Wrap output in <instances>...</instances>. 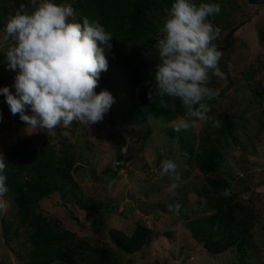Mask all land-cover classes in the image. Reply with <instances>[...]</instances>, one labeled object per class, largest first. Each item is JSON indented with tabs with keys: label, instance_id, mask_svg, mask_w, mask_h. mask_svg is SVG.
I'll use <instances>...</instances> for the list:
<instances>
[{
	"label": "rangeland",
	"instance_id": "obj_1",
	"mask_svg": "<svg viewBox=\"0 0 264 264\" xmlns=\"http://www.w3.org/2000/svg\"><path fill=\"white\" fill-rule=\"evenodd\" d=\"M74 1L52 0L71 4L76 10L75 22H82L86 16ZM150 1L148 24L158 40L170 8H158V0ZM194 2L221 6L220 13L209 19L221 30L213 43L223 53L218 67L224 78L209 73L208 87L218 89L220 95L205 101L211 109L206 123H193L186 115L167 119L140 103L130 94L116 61L101 73L95 89L97 94L102 90L110 92L115 103L101 122L90 127L73 121L68 127L61 125L52 130L27 128L18 114H10L0 95V156L4 159L8 148L18 141H25L23 151L30 146L46 147L48 143L57 152L61 143H68L73 154L71 176L81 195L96 205L94 211L80 209L73 201L52 193L31 202L27 213L30 221L21 222L13 201L4 196L7 205L0 209V264H27L24 254L32 246L30 236L38 233L42 224V235L52 242L57 240L51 234L54 231L59 236L71 234L88 245L102 246L112 264L236 262L240 256L235 244L210 254L186 225L217 210L216 204L202 194L212 177L225 178L234 193L233 204L222 211L237 215L241 209L253 215L243 262L264 264V0ZM28 3L29 0H0V87L8 86L13 92L16 73L6 69L11 41L4 38V26L21 4ZM27 11L31 12V7ZM231 28L234 30L225 39ZM182 120L187 127H181ZM213 121H219V127H213ZM41 137L43 141L37 140ZM209 151L215 168L205 171L197 159ZM165 159L177 163L182 179L175 196L168 191L169 178L159 176ZM176 203L181 205L179 215L168 211V205ZM136 227L149 232L140 248L131 253L116 248L107 238L111 228L129 235ZM60 242L65 244V240ZM79 251L84 254L88 250ZM73 259L77 264L87 261L76 256Z\"/></svg>",
	"mask_w": 264,
	"mask_h": 264
},
{
	"label": "clouds",
	"instance_id": "obj_2",
	"mask_svg": "<svg viewBox=\"0 0 264 264\" xmlns=\"http://www.w3.org/2000/svg\"><path fill=\"white\" fill-rule=\"evenodd\" d=\"M220 11L217 3L174 0L159 29L162 37L154 45L159 60L153 74L155 95L163 107L173 110L178 100L193 123L209 121L211 109L205 101L220 95L218 89L208 87L210 72L224 78L218 67L223 53L213 43L221 30L209 19ZM75 18L71 4L29 0L4 26V38L11 41L6 69L16 74L11 85L14 92L0 87V95L10 114H18L27 128L52 130L73 121L90 127L101 122L115 103L110 92H95L101 73L108 68L112 34L98 22L86 17L75 22ZM219 125L213 121V127ZM187 126L182 120L181 127ZM6 165L0 156V209L7 205L3 199L8 191ZM177 169L171 159L163 160L159 169L160 178L171 181L172 196L182 183ZM231 194L227 188L221 193L225 198ZM180 210L179 203L168 205V211L176 215Z\"/></svg>",
	"mask_w": 264,
	"mask_h": 264
},
{
	"label": "trees",
	"instance_id": "obj_3",
	"mask_svg": "<svg viewBox=\"0 0 264 264\" xmlns=\"http://www.w3.org/2000/svg\"><path fill=\"white\" fill-rule=\"evenodd\" d=\"M157 2L158 8L166 6L171 9L174 0ZM74 5L90 22H98L112 34V48L106 59L108 64H113V61L120 64V72L130 94L167 119L175 115H185L186 110L178 100L173 110L171 107H163L161 98L155 95L153 74L159 60L154 49L157 39L153 37V30L148 24L150 0H75ZM233 30L234 28L229 29L225 39ZM163 99L165 103L169 102L168 98ZM42 138L37 140L43 141ZM23 142L25 141H18L10 146L3 159L7 163L4 175L7 177L8 191L5 196L13 201L21 222L30 221L27 213L31 202L34 204L38 199L52 193H57L61 199L73 201L80 209H96L94 201L81 195L79 185L71 176L73 154L68 143H61L59 150L55 152L48 143H45L46 147L30 146L28 150L23 151ZM197 164L205 171H212L215 168L213 154L207 152L197 159ZM226 188L230 189L225 178H209L202 194L207 201L216 204L217 210L189 221L186 225L192 236L204 244L206 252L219 253L235 244L240 258L230 264H245L242 256L253 215L250 211L241 209L237 211V215L222 211V208L233 204L232 191L230 197L221 195ZM69 214L71 218L76 219L72 213ZM38 230V233L31 234L32 246L24 254L27 256V264H48L53 261L58 264H77L73 259L75 256L86 259V264H112L108 251L102 246L88 245L81 239H73L69 233L59 236L54 231H51V234L57 240L52 242L42 235L41 230H45L43 224ZM148 232V229L136 227L127 235L121 230L111 228L107 231V238L116 248L131 253L140 248ZM60 240H65V244H61ZM78 249L88 251L83 254L78 252Z\"/></svg>",
	"mask_w": 264,
	"mask_h": 264
}]
</instances>
